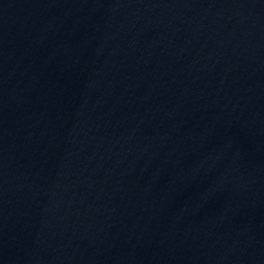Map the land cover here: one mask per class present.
I'll return each mask as SVG.
<instances>
[{
  "label": "water",
  "instance_id": "water-1",
  "mask_svg": "<svg viewBox=\"0 0 264 264\" xmlns=\"http://www.w3.org/2000/svg\"><path fill=\"white\" fill-rule=\"evenodd\" d=\"M0 264H264V0H0Z\"/></svg>",
  "mask_w": 264,
  "mask_h": 264
}]
</instances>
